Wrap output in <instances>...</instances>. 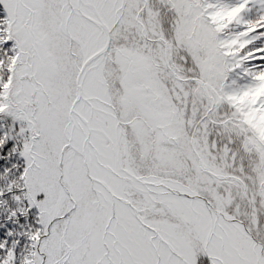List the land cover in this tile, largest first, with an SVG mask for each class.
<instances>
[{
  "label": "snow or ice",
  "instance_id": "snow-or-ice-1",
  "mask_svg": "<svg viewBox=\"0 0 264 264\" xmlns=\"http://www.w3.org/2000/svg\"><path fill=\"white\" fill-rule=\"evenodd\" d=\"M0 264H264V0H0Z\"/></svg>",
  "mask_w": 264,
  "mask_h": 264
}]
</instances>
